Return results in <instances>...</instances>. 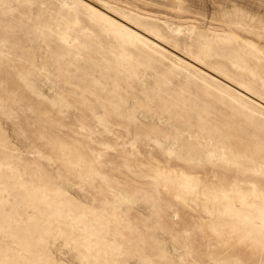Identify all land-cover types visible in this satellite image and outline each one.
I'll list each match as a JSON object with an SVG mask.
<instances>
[{
	"label": "rangeland",
	"instance_id": "1",
	"mask_svg": "<svg viewBox=\"0 0 264 264\" xmlns=\"http://www.w3.org/2000/svg\"><path fill=\"white\" fill-rule=\"evenodd\" d=\"M0 264H264V0H0Z\"/></svg>",
	"mask_w": 264,
	"mask_h": 264
}]
</instances>
